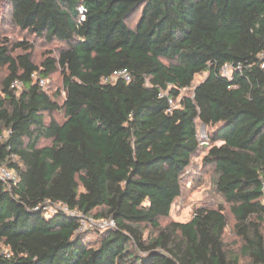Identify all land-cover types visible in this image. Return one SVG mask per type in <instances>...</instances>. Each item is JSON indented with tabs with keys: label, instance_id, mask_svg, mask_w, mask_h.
Masks as SVG:
<instances>
[{
	"label": "trees",
	"instance_id": "16d2710c",
	"mask_svg": "<svg viewBox=\"0 0 264 264\" xmlns=\"http://www.w3.org/2000/svg\"><path fill=\"white\" fill-rule=\"evenodd\" d=\"M0 17L64 45L36 64L0 30V167L17 175L0 179V264H264V0H0ZM59 71L62 104L41 84ZM198 123L239 255L223 206L161 224Z\"/></svg>",
	"mask_w": 264,
	"mask_h": 264
},
{
	"label": "rangeland",
	"instance_id": "374dc122",
	"mask_svg": "<svg viewBox=\"0 0 264 264\" xmlns=\"http://www.w3.org/2000/svg\"><path fill=\"white\" fill-rule=\"evenodd\" d=\"M138 19L139 15L134 16L130 24L134 26ZM0 30L12 43L26 41L29 42V44H32L34 46L33 58L36 64H40L47 56H57L60 49L64 47L59 41L48 42L46 39L37 38L34 35L21 32L15 26L3 20L2 17H0ZM21 53L22 51H16L14 55L16 56ZM6 75V68H0L1 79H4ZM208 76L209 74L207 72L196 76L194 87L191 90L184 91L182 96H191L193 89ZM44 84L46 90L49 91L55 99H57V92L61 91V97L57 99V101L62 104L65 99V92L63 90V77L61 72L59 71L52 74L48 79L44 80ZM17 88L19 92L22 91L21 85ZM55 118L62 123L64 121L63 112L56 114ZM46 120L49 121L48 118ZM197 130L201 149L194 157L192 165L186 170L183 176L182 194L173 205L170 218L163 220L161 224L162 226H166L171 222L186 223L192 219L195 211L201 207L218 208L219 206H223L226 209L230 222L229 229L226 232L225 242L227 247L233 253L239 255L241 242L233 234L232 226L234 220L229 210V206L216 189L217 174L215 168L212 165L206 164L204 161L205 156L211 148L210 134L214 129L198 123ZM103 221L104 220H97L93 218V216H83L82 224L87 230L102 229L103 227L101 224Z\"/></svg>",
	"mask_w": 264,
	"mask_h": 264
},
{
	"label": "built area",
	"instance_id": "2783aa9c",
	"mask_svg": "<svg viewBox=\"0 0 264 264\" xmlns=\"http://www.w3.org/2000/svg\"><path fill=\"white\" fill-rule=\"evenodd\" d=\"M85 18V16H83V19ZM231 70L232 68L228 65H226L223 69H222V74L225 75V76H230L231 74ZM117 76H122L124 77L126 80H129L130 77L127 73V71H123L119 74H117ZM41 84H44V81H41ZM14 86L16 87H19L20 84L18 82H16L14 84ZM170 105H171V109L170 111L175 107V102L173 100H170L169 101ZM0 179L3 180V181H17V175L14 171H11V170H8L6 168H3V167H0ZM101 226L103 228L105 227H114L115 226V223L113 220H104L101 224Z\"/></svg>",
	"mask_w": 264,
	"mask_h": 264
}]
</instances>
